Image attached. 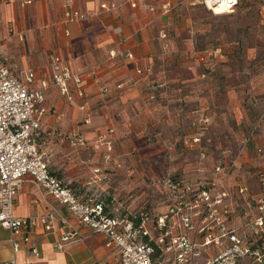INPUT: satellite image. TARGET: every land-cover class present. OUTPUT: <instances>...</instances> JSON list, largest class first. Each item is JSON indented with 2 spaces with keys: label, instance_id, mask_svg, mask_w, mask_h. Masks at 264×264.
<instances>
[{
  "label": "crops",
  "instance_id": "crops-1",
  "mask_svg": "<svg viewBox=\"0 0 264 264\" xmlns=\"http://www.w3.org/2000/svg\"><path fill=\"white\" fill-rule=\"evenodd\" d=\"M35 1L31 13L39 14L40 8L43 7L46 17L55 18L57 14H53V10L50 12L45 6L48 0ZM205 1L207 2V0H75L76 8L87 14V18L76 22H65L60 12L59 16H56V24H58L56 28L61 30L64 38L58 40L57 37V42L46 43L41 40L39 44L42 46H40L26 37L27 52L22 53H12L10 47L13 45L24 49L23 32L15 25L8 28V37L2 44L0 42L4 50L3 55L0 54L1 61L16 76L31 70L33 77L29 83L30 88L38 87L41 80H48L51 77L53 72L48 61L50 55L59 56L71 73L79 76L80 82L77 87L82 91L81 97L75 95L76 87L71 81L67 83L66 94L59 93L57 88L52 86L44 90L45 112L39 120L35 142L49 172L80 200L100 201L109 213L117 211L121 214L123 212L120 211H134L124 201L118 203L115 201L116 204H113L114 199L111 195L102 199L101 193L107 187L97 179L82 180L81 174L85 172L74 169L69 157L63 159L67 164L63 165L61 173L51 170L45 159L43 145L46 143L52 145L53 135L59 132V129H65L64 133L75 129L86 143L85 146L74 148L65 139L68 147L94 150L91 146L96 147L93 141L102 135V129L95 130L94 133L86 132L90 128L89 119L83 117L75 123L73 120V117L82 116L89 107H92L97 114L106 115L109 121L106 125L112 126L118 134L123 129L128 130L124 138L130 144L135 138L130 134L135 130H158L164 140H168L169 131H186L195 122L193 120L199 112L211 118V127H224L226 124L219 115H222L223 109L227 107L229 91L212 90L210 87L212 81L206 79L201 81L190 68L188 52L193 49L192 34L198 30L199 11L201 6L205 7ZM103 2L114 3L116 7L101 9L99 5ZM58 3L59 0L55 5L58 6ZM129 3H134V6L131 7ZM162 4H168L169 9L165 13L161 10ZM108 26L118 27L119 32L110 31ZM160 32L165 33L164 39L159 37ZM18 35L21 38H18ZM3 36L0 35V41L4 39ZM48 49L50 51L45 54ZM110 50H114L116 54L126 51L130 56L117 55L109 58ZM137 69L140 72H136ZM200 77L203 78L204 75L201 74ZM203 84L206 86L201 88ZM100 86L107 89L106 94L96 93ZM80 105H83L82 109H79ZM109 137L114 138L112 134ZM95 153L89 160L100 163L103 155ZM126 160L131 163V169L125 173L132 187L134 175H138L133 170V163L151 159L143 155L127 156ZM144 172L145 170L141 169L140 176ZM160 175L165 177L167 174L162 171ZM229 177H231L229 174L224 176L227 179ZM246 184L251 191L249 182ZM227 185H230L229 182ZM253 187L255 191H251L252 193L259 191L256 179ZM46 200L67 216L80 236L69 238L63 242L62 249L58 250L54 244L63 229L56 223L49 231H44L41 226L35 225L23 229L19 234H11L8 229L0 227V263L14 260L15 264L27 262L117 264V251L112 244L101 235L90 233L88 229L77 225L66 208L50 197L44 196L28 176L24 178L13 198V214L26 218L42 214L46 210ZM26 235L28 240L23 241L22 237ZM12 243H16V251L12 249ZM30 247L35 248L34 254L29 252Z\"/></svg>",
  "mask_w": 264,
  "mask_h": 264
},
{
  "label": "rangeland",
  "instance_id": "rangeland-1",
  "mask_svg": "<svg viewBox=\"0 0 264 264\" xmlns=\"http://www.w3.org/2000/svg\"><path fill=\"white\" fill-rule=\"evenodd\" d=\"M17 1L0 0V35L5 36L1 44L12 25L24 34V49L11 45L12 53L27 52L26 37L38 44L41 40L46 43L57 42V37L64 38L56 28L61 0L58 6L57 0L45 2L50 12L57 14L55 18L46 17L43 7L39 14L31 13L35 0L21 7ZM206 3L208 6L200 7L198 30L192 34L193 49L188 52L190 68L201 81H212V90L229 91L227 107L219 115L226 123L224 127H211V118L199 112L186 131H169L168 140L158 130H135L130 134L135 137L130 144L124 138L128 130L118 134L106 125L109 122L106 115L97 114L89 107L82 116L73 117L74 123L83 117L89 119L90 128L86 132L102 129V144L91 146L95 151L70 148L65 142V129H59L53 135L52 145H43L51 170L61 173L67 164L63 159L69 157L74 169L85 172L81 174L82 180L97 179L107 187L101 193L102 199L111 195L113 204L124 201L133 208V213L143 208L152 215L163 213L173 204L175 198L170 186L176 182L180 187L192 184L205 187L211 182L225 186L228 182L243 180L255 191L256 174L264 170V0H235L223 13L214 11L208 0ZM3 53L0 45V54ZM199 56L204 60H199ZM111 134L114 138L109 137ZM95 152L103 155L100 163L89 160ZM143 155L149 156L152 162L133 163L138 175H134V184L130 187L125 173L131 169L127 156ZM141 169L145 172L140 176ZM217 169L229 171L231 177L213 175ZM162 171L167 174L165 177L160 175Z\"/></svg>",
  "mask_w": 264,
  "mask_h": 264
},
{
  "label": "built area",
  "instance_id": "built-area-1",
  "mask_svg": "<svg viewBox=\"0 0 264 264\" xmlns=\"http://www.w3.org/2000/svg\"><path fill=\"white\" fill-rule=\"evenodd\" d=\"M30 2L19 0L20 6ZM234 3L235 0H226V9ZM204 4L208 6L206 1ZM129 5L133 7L134 3ZM99 7L114 9L116 5L103 2ZM168 9V4L161 5L163 13ZM61 13L65 22L87 18V14L76 8L75 0H61ZM108 29L119 32L118 27L108 26ZM165 36L164 32L159 33L160 38ZM117 55L130 56L126 51L117 54L114 50L108 51L109 58ZM198 59L204 60L203 56ZM48 61L53 72L51 77L41 80L38 87L30 88L32 71L16 76L0 57V227L19 234L35 225L49 231L56 223L63 229L54 244L58 250L69 238L80 236L67 216L47 200L42 214L27 218L13 214V198L28 176L44 196L63 205L77 225L112 244L117 251V264H264V170L256 174L259 188L256 193L243 181L234 180L226 186L211 182L205 187L192 184L182 185V188L176 182L170 186L175 198L173 204L163 213L154 215L144 209L137 213H109L102 202L80 200L53 176L35 142L39 120L45 112L43 92L52 86L66 94L69 81L76 87L77 97L82 96V91L77 87L79 76L71 73L59 56L50 55ZM146 70L149 72L148 68ZM98 89L101 93L107 91L103 86ZM82 108L80 105L79 109ZM64 138L74 148L86 145L75 129L68 130ZM100 142L102 135L93 145ZM218 173L226 176L229 171L218 172L217 169L213 174ZM22 240L27 241V235ZM12 249L16 251V243H12ZM29 252L34 254L36 250L30 247ZM0 264H15V261Z\"/></svg>",
  "mask_w": 264,
  "mask_h": 264
},
{
  "label": "bare ground",
  "instance_id": "bare-ground-1",
  "mask_svg": "<svg viewBox=\"0 0 264 264\" xmlns=\"http://www.w3.org/2000/svg\"><path fill=\"white\" fill-rule=\"evenodd\" d=\"M208 2L210 3V7L214 9V11H216L217 13H223L226 10V0H214V2L216 4H211L212 2L210 0H208ZM216 5V6H215Z\"/></svg>",
  "mask_w": 264,
  "mask_h": 264
}]
</instances>
